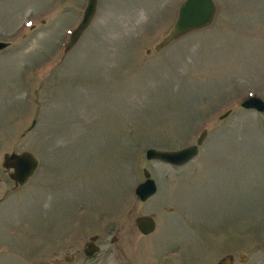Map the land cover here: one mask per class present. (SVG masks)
<instances>
[{"label": "rangeland", "instance_id": "1", "mask_svg": "<svg viewBox=\"0 0 264 264\" xmlns=\"http://www.w3.org/2000/svg\"><path fill=\"white\" fill-rule=\"evenodd\" d=\"M182 1L98 0L65 51L87 0H0V264H264V111L241 107L264 100V0H214L156 50ZM202 129L185 165L146 159ZM23 151L39 165L19 186L3 158Z\"/></svg>", "mask_w": 264, "mask_h": 264}, {"label": "water", "instance_id": "2", "mask_svg": "<svg viewBox=\"0 0 264 264\" xmlns=\"http://www.w3.org/2000/svg\"><path fill=\"white\" fill-rule=\"evenodd\" d=\"M98 0H87L83 11V16L79 24L71 31L68 41L65 44V51L69 50L82 35L84 30L90 24L96 12ZM216 4L214 0H183L177 11V17L170 28L169 32L162 38V40L155 46L156 50H160L170 42L193 30H198L208 26L215 15ZM8 45L7 42H0V50ZM241 106L245 109H252L257 112L264 111V100L259 97L251 96L241 102ZM229 110L223 113L219 118H225L229 114ZM207 135L206 129H203L196 143L174 150H163L156 148H148L145 151L147 160H157L171 166H183L190 160L196 157L199 152V147L203 144ZM3 165L6 169L12 168V177L17 185H23L34 174L38 160L29 151L20 153L4 154ZM144 180L138 183L135 187V194L141 200L145 201L152 197L157 191L155 180L151 177L148 169H142ZM137 229L143 234L147 235L154 231L156 223L151 215H140L135 218ZM95 244L90 243L89 248L86 249L87 254L96 251ZM37 264H52L48 260H42Z\"/></svg>", "mask_w": 264, "mask_h": 264}, {"label": "flooded vegetation", "instance_id": "3", "mask_svg": "<svg viewBox=\"0 0 264 264\" xmlns=\"http://www.w3.org/2000/svg\"><path fill=\"white\" fill-rule=\"evenodd\" d=\"M3 170H4V168H3ZM8 170H13L12 168H8ZM136 225V224H135ZM138 230V229H137ZM95 241H96V239L95 238H92L91 240H90V242L89 243H87V245L82 249L83 250V253H84V255H86V256H91V255H89V254H87V252H86V249L87 248H89V246H90V243H94L95 244V247H96V250H98L99 249V247H98V245L95 243ZM94 247V248H95ZM92 254V253H91ZM73 257H65V259L67 260V261H70V259H72ZM51 262V261H50ZM52 263V262H51ZM53 264V263H52Z\"/></svg>", "mask_w": 264, "mask_h": 264}, {"label": "trees", "instance_id": "4", "mask_svg": "<svg viewBox=\"0 0 264 264\" xmlns=\"http://www.w3.org/2000/svg\"><path fill=\"white\" fill-rule=\"evenodd\" d=\"M228 130H230V128L228 127Z\"/></svg>", "mask_w": 264, "mask_h": 264}]
</instances>
